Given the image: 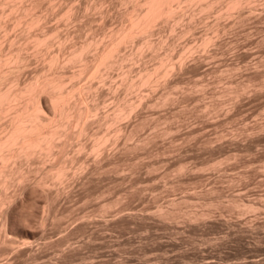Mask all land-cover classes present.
<instances>
[{
    "label": "rangeland",
    "instance_id": "rangeland-1",
    "mask_svg": "<svg viewBox=\"0 0 264 264\" xmlns=\"http://www.w3.org/2000/svg\"><path fill=\"white\" fill-rule=\"evenodd\" d=\"M20 2L37 31L59 35L37 55L17 11L2 8V52L27 44L20 83L43 69L56 39L61 53L84 40L101 48L146 12L144 0ZM239 2H172V17L122 43L95 78L60 64L67 89L87 87L85 126L69 127L48 157L15 162L28 177L0 187V264H264V0ZM54 164L64 165L60 179L49 174Z\"/></svg>",
    "mask_w": 264,
    "mask_h": 264
},
{
    "label": "bare ground",
    "instance_id": "bare-ground-1",
    "mask_svg": "<svg viewBox=\"0 0 264 264\" xmlns=\"http://www.w3.org/2000/svg\"><path fill=\"white\" fill-rule=\"evenodd\" d=\"M21 0H0V28H2L3 25L2 22V18L1 17L2 14V9L4 6H8L10 7V9L13 11H17V15L15 17V21L16 22H21V20H23V24H24V32L27 31L25 33L26 35V43H29V46L32 48L33 51H37L35 54L39 53V49L43 50L48 48V46H52L54 44V42L52 41L53 39H55L54 37H56L55 31H51V30H40L37 31L34 27L37 25L38 19H36L35 17H33L34 12H31L33 10H31V6H26L21 4L20 2ZM181 0H144V2L147 4H145L144 9H146V12L142 13L143 15H139V16H135L131 18L132 21L128 22V26L124 29H116L118 30L117 34L115 36L113 35V37H111L110 41H108L107 43H105L103 45V47H99L96 48L94 43L91 42L90 40H84L82 43H80L79 45H74L71 48L67 49V51H65L64 53H61V46H63L62 44H60L61 40H57V48L54 50V52H50L49 50L51 49H47L49 54H46L47 57L44 58L45 59V64L44 67H42L43 69L40 71H36L35 74L32 75V77H30V79L28 81H24L23 83H20L19 80L17 79V75L19 74L18 72L20 71L19 68L23 67V60H25L24 56H22L20 51L23 50L22 47L27 46L24 45L22 46L20 43V45H12V47H10V45L15 44L14 41H11L9 43V47L8 50L6 52H2V46L0 47V187L5 185V183L7 182V180L10 178L11 181H13L15 178L17 177H22L23 175H21L19 173V170L16 167L15 162L17 163V161L22 160V158H26V160H30V158H32L33 156H39V155H51V151H53L52 149L56 146H59V144H61L62 142V138H64L63 140H65V138H67V136L69 135L68 130L70 129L69 127L72 126H77L79 128V131L77 132H83L82 128L83 126H85V124L82 126L81 124L83 123L87 113H88V108L87 107H83L82 105H84V102L82 101V92L86 91L84 89H86L87 87L84 85H82V88L80 87H70V89H67L66 86H64V79L65 76L63 78V76L60 74L61 72L59 71L60 68H58L59 66H61L60 64H62V66L64 65L63 63H67V64H72V63H78L80 67V70L82 69L83 73L85 71L88 72L86 74H89V78L90 76H94L93 78H95L96 75L99 74V71L102 69H107L108 67H110V65H113V61L114 60V56H116V52L118 50L119 47H121L125 41H128L131 37L134 36V34L136 33H143V32H149V25L155 21V18L159 17V16H164L165 17H169L171 15V17L173 16V9L171 7V4H173L174 2H179ZM186 2H188L189 4L192 2H202V4H206L207 2L203 3V0H184ZM23 2V1H22ZM38 2V1H36ZM137 2V1H136ZM173 2V3H172ZM243 2V1H242ZM187 3V4H188ZM198 3V4H199ZM227 3V2H226ZM229 3V2H228ZM232 3V4H231ZM231 5L237 6L238 4H240L241 2H239V0H231ZM250 3V2H249ZM257 3V2H256ZM35 4V2L33 3ZM186 4V5H187ZM200 3L199 7L202 5ZM204 4V5H205ZM40 5V4H39ZM183 5V4H182ZM201 6L202 7H204ZM251 6L253 4H250ZM58 6V5H57ZM134 6V5H133ZM208 6V3L207 5ZM205 6V7H206ZM228 6V5H227ZM249 6V5H248ZM250 6V8H251ZM255 6V5H254ZM41 7V6H40ZM190 7V6H189ZM176 8V7H175ZM188 8V7H187ZM229 8V7H228ZM232 8V7H231ZM244 8V6H243ZM33 9V8H32ZM37 9V8H36ZM35 9V10H36ZM137 9V8H136ZM135 9V10H136ZM10 10V11H11ZM31 10V11H30ZM48 10V8H47ZM134 10V9H133ZM183 10V9H182ZM11 11V12H12ZM71 11V10H70ZM70 11H68L70 13ZM73 11V10H72ZM142 11V9L140 10ZM205 11V10H203ZM243 11V10H242ZM9 12V11H8ZM10 12V13H11ZM77 12V11H76ZM52 13V12H51ZM68 13V14H69ZM177 12H174V14ZM241 13V11H240ZM244 13V12H243ZM9 14V13H7ZM32 14V15H31ZM53 14V13H52ZM68 14H66V16H69ZM75 14V13H73ZM180 14V13H179ZM12 18H13V14ZM38 15V14H37ZM41 15V14H40ZM65 15V14H64ZM63 15V18H64ZM70 15H72L70 13ZM137 15V14H136ZM178 15V14H177ZM65 16V18H66ZM142 16V17H141ZM176 15H174L175 17ZM44 17V16H43ZM48 17V16H47ZM53 17V16H52ZM161 17V18H162ZM173 17V19H174ZM8 18H11L9 16L6 15V20ZM23 18V19H21ZM59 18V17H58ZM170 18V17H169ZM40 19V17H39ZM158 19V18H157ZM163 19V18H162ZM63 20V19H62ZM70 20V19H69ZM161 20V19H160ZM168 20V19H167ZM166 20V21H167ZM171 21V19H169ZM14 21V19H13ZM12 21V22H13ZM68 21V20H67ZM66 21V22H67ZM3 22V23H4ZM19 22V23H20ZM61 22V21H59ZM157 22V21H156ZM6 23V22H5ZM21 23V24H22ZM41 23V22H40ZM47 23V22H46ZM65 23V22H64ZM69 23V22H68ZM8 25V24H7ZM14 26V24H12ZM17 25L20 24H16L15 23V27ZM10 26V24H9ZM12 26V27H13ZM21 26V25H20ZM19 26V28H20ZM57 26V25H56ZM59 26V24H58ZM151 26V25H150ZM6 27V25L4 26ZM8 27V26H7ZM39 26H37L38 29ZM45 27V26H44ZM51 27V26H50ZM55 27V26H54ZM10 28V27H9ZM19 28H15V29H19ZM57 28V27H56ZM60 28V27H59ZM6 30V28H3V30ZM14 29V30H15ZM33 29L35 31H33ZM2 30V29H0ZM4 30V31H5ZM9 30V29H8ZM13 30V28H12ZM13 30V33L15 32ZM21 30V29H20ZM59 30V29H58ZM115 30V31H116ZM151 30H153L151 28ZM120 31V32H119ZM1 32V31H0ZM60 32V30L58 31ZM146 32V33H147ZM6 33V32H5ZM12 33V32H11ZM16 33V32H15ZM4 34V33H3ZM24 34V33H23ZM60 34V33H59ZM7 36V34H5ZM10 35V32L8 33V36ZM15 35V34H14ZM58 35V34H57ZM67 35V34H66ZM7 36V37H8ZM23 36V35H22ZM59 36V35H58ZM62 36V35H61ZM60 36V37H61ZM69 36V35H68ZM111 36V34H110ZM137 36V35H136ZM143 36V35H142ZM142 36L140 35V37L142 38ZM145 36V34H144ZM20 37V36H19ZM18 37V39H19ZM135 37V36H134ZM133 37V38H134ZM139 38V36H137ZM6 38V37H5ZM59 39V37H57ZM136 38V37H135ZM7 39V38H6ZM9 39V37H8ZM16 38V40H18ZM97 39V38H96ZM104 39V38H103ZM102 39V40H103ZM108 39V38H107ZM5 40V39H4ZM15 40V41H16ZM136 40V39H135ZM107 41V40H106ZM2 41H0L1 43ZM53 44H52V43ZM68 42V41H67ZM103 42V41H102ZM143 42V41H142ZM18 43V42H17ZM51 43V44H50ZM4 43H2L3 45ZM24 44V43H23ZM67 44V43H66ZM66 44L64 46H66ZM5 45V44H4ZM3 45V46H4ZM100 45V44H99ZM143 45V44H142ZM154 45V44H153ZM22 46V47H20ZM102 46V45H101ZM29 47V48H30ZM70 47V46H69ZM28 49V47H27ZM93 49L92 51V58L86 57L88 54V52ZM122 49V47H121ZM142 49V48H141ZM25 50V49H24ZM52 50V51H53ZM140 50V48H139ZM30 51V52H33ZM46 51V50H45ZM51 51V50H50ZM121 51V50H120ZM29 52V51H28ZM41 52V51H40ZM138 52V49H137ZM27 54V52H26ZM41 54V53H40ZM182 54V53H181ZM33 55V54H32ZM39 55V54H37ZM118 55V54H117ZM136 55V53H135ZM133 57V56H132ZM174 57V56H173ZM34 58V57H33ZM123 58V57H122ZM181 58V57H180ZM37 59V58H36ZM43 59V58H42ZM118 59V57H117ZM168 59V58H167ZM172 59V57H171ZM180 60V59H179ZM29 61V60H28ZM27 61V62H28ZM41 61V60H40ZM118 61V60H117ZM178 61V60H177ZM26 62V63H27ZM159 62V61H158ZM30 63V62H29ZM39 63V62H38ZM117 63V62H116ZM116 63L114 64V66H116ZM163 63V60H162ZM161 62L160 64L163 65ZM168 63V62H166ZM174 63V62H173ZM66 64V65H67ZM159 64V65H160ZM172 64V63H171ZM24 65H26L24 63ZM29 65V64H28ZM74 66L77 64H73ZM111 65V66H112ZM158 65V66H159ZM165 66L167 64H164ZM61 66V67H62ZM28 67V66H25ZM63 67H66L65 65ZM163 67V66H162ZM169 67V66H168ZM24 68V67H23ZM113 68V67H112ZM161 68V67H160ZM159 68V69H160ZM37 69V68H36ZM59 69V70H58ZM63 69V68H62ZM70 69V67H69ZM117 69V68H116ZM165 68H163L164 70ZM19 70V71H18ZM23 70V69H22ZM21 70V71H22ZM25 70V69H24ZM65 70V69H63ZM148 70V69H147ZM16 71H18L16 73ZM75 71V70H74ZM105 71V70H104ZM149 71V70H148ZM162 70L160 69L161 72ZM25 72V71H24ZM60 72V73H59ZM109 72V71H108ZM23 73V72H22ZM102 73V72H101ZM144 73V72H143ZM165 73H167V70L165 71ZM75 74V72H74ZM85 74V76H86ZM104 73H102L103 75ZM106 74V73H105ZM127 74V72L125 73ZM146 75L149 74L145 73ZM157 74V73H156ZM21 75V74H20ZM80 75V74H79ZM83 75V74H82ZM101 75V74H100ZM109 75V74H108ZM145 75V76H146ZM151 75V74H150ZM158 75V74H157ZM167 75V74H166ZM69 76V74L67 75ZM142 76V75H141ZM148 76V75H147ZM153 76V75H152ZM20 77V76H19ZM84 77V76H82ZM106 77V76H105ZM108 77V76H107ZM144 77V74L142 76V79ZM149 77V76H148ZM147 77V78H148ZM163 77V76H162ZM67 78V77H66ZM75 78V77H74ZM79 78V77H78ZM137 78V77H136ZM141 78V77H140ZM152 78V77H150ZM18 81H17V80ZM71 79V78H70ZM69 79V80H70ZM81 79V78H80ZM84 79V78H82ZM141 79V80H142ZM77 80V78L75 79ZM74 80V81H75ZM95 80V79H94ZM106 80V79H105ZM123 80V79H121ZM135 80V79H134ZM140 80V81H141ZM73 82V80H71ZM89 81V80H88ZM96 81V80H95ZM99 81V80H98ZM143 81H146V79H144ZM70 82V81H69ZM86 82V81H85ZM93 82V81H92ZM89 82L88 85H90ZM103 82V81H102ZM149 82V80H148ZM160 82V81H159ZM132 83V82H130ZM145 83V82H143ZM156 83V82H155ZM158 83V82H157ZM70 84V83H69ZM101 84V83H100ZM126 84V83H125ZM147 84V83H146ZM152 84V83H150ZM68 85V84H66ZM72 85V84H71ZM87 85V86H88ZM92 85V84H91ZM102 85V84H101ZM131 85V84H130ZM139 85V84H137ZM142 85V84H141ZM69 86V85H68ZM79 86V85H77ZM155 86V85H154ZM91 87V86H90ZM131 87V86H130ZM133 87V86H132ZM137 87V86H136ZM135 87V88H136ZM153 88V87H152ZM146 89V88H145ZM148 89V88H147ZM129 90V89H128ZM142 90V89H141ZM153 90V89H152ZM88 91H92L91 89ZM87 92V91H86ZM89 92V93H90ZM149 92V91H148ZM86 94V93H84ZM83 94V95H84ZM44 96V97H43ZM86 97V96H84ZM138 97V96H137ZM86 99V98H85ZM113 100V99H112ZM164 100V99H163ZM46 104L49 105H45L44 102ZM135 101V100H133ZM144 101V99H143ZM49 102V103H48ZM83 102V103H82ZM166 102V101H165ZM86 103V102H85ZM134 103V102H133ZM82 104V105H81ZM88 105V104H87ZM128 107V105L126 106ZM125 108V107H124ZM120 109L117 110V112H119L122 116V113L127 111L126 109ZM130 108V107H129ZM125 110V111H123ZM133 110V109H132ZM123 111V112H120ZM113 112V111H112ZM116 112V113H117ZM117 113V117L120 116V114ZM108 114V113H107ZM114 114V113H113ZM127 114V113H126ZM125 114V115H126ZM109 115V114H108ZM115 115V114H114ZM127 116V115H126ZM129 116V115H128ZM106 117V116H105ZM112 117V116H111ZM124 117V116H123ZM108 118V117H107ZM105 118V119H107ZM116 119V116L114 117ZM119 118V117H118ZM1 119H6L5 123H2ZM117 120V119H116ZM120 120V119H118ZM117 120V121H118ZM107 121V120H106ZM86 122V121H85ZM104 122V121H103ZM112 122V121H111ZM101 123V122H100ZM105 124V123H104ZM82 127H80V126ZM110 126V125H109ZM114 126V125H113ZM107 127V125H106ZM109 128V127H108ZM111 128V127H110ZM116 128V127H115ZM121 128V127H120ZM74 129V128H73ZM75 127V130H77ZM117 129V128H116ZM84 130V129H83ZM100 130V129H99ZM102 130V129H101ZM106 130V129H105ZM109 130V129H107ZM122 130V129H121ZM74 131V130H73ZM112 131V130H111ZM97 132V131H96ZM110 133V130L108 131ZM87 133V132H85ZM95 133V132H94ZM121 133V131H120ZM75 134V131H74ZM77 134V133H76ZM108 134V133H107ZM117 134V133H116ZM124 134V133H123ZM82 135V134H81ZM104 135V134H102ZM80 136V135H79ZM85 136V135H84ZM87 136V135H86ZM96 136V135H95ZM74 137V136H73ZM89 137V136H88ZM117 137V136H116ZM115 137V138H116ZM98 138V137H97ZM102 139V137H100ZM100 138H98L99 140H101ZM107 138V136L105 137ZM110 138V137H109ZM60 139V142H58ZM70 139V137H69ZM117 139V138H116ZM115 139V140H116ZM67 140V139H66ZM103 140V139H102ZM101 140V141H102ZM108 140V139H107ZM110 140V139H109ZM97 141L98 144L101 141L98 140H94ZM103 142V141H102ZM64 143V142H63ZM69 143V142H68ZM67 143V144H68ZM106 142H104L103 144H105ZM96 143L94 142V145ZM95 145L98 146L99 148L105 145ZM64 145V144H63ZM66 145V144H65ZM70 145V144H69ZM108 145V143L106 144ZM61 147V146H60ZM59 147V148H60ZM96 147V148H98ZM106 147V146H105ZM136 147V146H135ZM58 148V149H59ZM66 148V147H65ZM64 148V149H65ZM82 148V147H81ZM95 148V147H94ZM92 148V149H94ZM95 148V149H96ZM56 149V148H55ZM54 149V150H55ZM103 149V147H102ZM63 150V149H62ZM61 150V151H62ZM100 150V149H98ZM106 150V149H105ZM97 151V150H95ZM94 151V152H95ZM103 151V150H102ZM59 152V151H58ZM50 153V154H49ZM91 153V152H90ZM61 154V152H60ZM80 154V152H79ZM78 154V155H79ZM94 154V153H93ZM92 154V155H93ZM47 155V157H48ZM91 155V156H92ZM101 155V154H100ZM37 156V157H38ZM58 156H60L58 154ZM57 156V157H58ZM98 156V155H97ZM104 156V155H103ZM46 157V156H45ZM51 157V156H50ZM56 157V155H55ZM61 157V156H60ZM64 157V156H63ZM41 159V158H40ZM47 159V158H46ZM45 159V161H46ZM49 159V158H48ZM101 159V158H100ZM62 160V159H61ZM60 160V161H61ZM43 161V160H42ZM53 161V160H52ZM64 161V160H63ZM75 161V159H74ZM35 162V161H34ZM44 162V161H43ZM49 162V161H48ZM53 162H57V160L53 161ZM84 162V161H83ZM67 163V162H66ZM45 164V163H44ZM52 164V163H51ZM59 165V163H57ZM56 164V165H57ZM62 164V162L60 163V165ZM21 165V164H20ZM19 165V166H20ZM30 165V164H29ZM57 165V166H58ZM41 166V165H40ZM53 167H56L55 164L52 165ZM67 166V165H65ZM38 167V165H37ZM46 167V164H45ZM50 167V166H49ZM64 165L63 166H59L58 168H52V170L48 168V171L51 172H46L45 176H49L47 175V173L51 174V178L55 177V179H60V177L64 174ZM71 168V167H70ZM32 169V168H31ZM65 169H67L65 167ZM47 170V168H46ZM44 170V171H46ZM69 170V169H68ZM76 170V169H75ZM82 170V169H81ZM29 171V170H28ZM39 171V170H37ZM66 171V170H65ZM24 172V171H23ZM22 172V173H23ZM34 172V171H33ZM67 172V171H66ZM37 173H40L37 172ZM70 173V172H69ZM19 174V176H18ZM31 174V172H30ZM44 175V174H42ZM66 175V174H65ZM17 176V177H16ZM27 176V174H26ZM26 176H23V178H26ZM28 177V176H27ZM43 176H41V179ZM48 177V179H50ZM40 178V177H39ZM26 180V179H25ZM47 180V179H46ZM46 180L44 182H46ZM65 180V179H64ZM10 181V182H11ZM19 181H24V179L19 180ZM55 181V180H54ZM9 182V185L11 184ZM15 182V181H14ZM42 183V181H39ZM38 182V183H39ZM62 182V180H61ZM13 183V182H12ZM19 183V182H18ZM21 183V182H20ZM37 183V184H38ZM53 183V182H52ZM55 183V182H54ZM8 184V183H7ZM14 184V183H13ZM23 184V183H21ZM26 184V183H25ZM36 184V185H37ZM49 184V182L47 183ZM39 185V184H38ZM59 185V184H58ZM34 186V185H33ZM4 187V186H3ZM6 187V186H5ZM39 188L41 186H38ZM45 187V185H44ZM3 189V188H2ZM1 189V190H2ZM8 189V188H5ZM38 189V188H37ZM33 190V189H32ZM34 191V190H33ZM32 191V192H33ZM51 191V190H50ZM57 192V191H56ZM6 194V192H4ZM9 193V192H8ZM8 196V195H7ZM6 196V197H7ZM16 197V196H15ZM32 197V196H31ZM4 199V198H2ZM51 199V198H50ZM1 200V198H0ZM11 200V199H10ZM13 200V199H12ZM5 202V200H2ZM9 201V200H7ZM10 202V201H9ZM1 203V201H0ZM3 204V203H2ZM15 204V203H14ZM181 204V203H180ZM241 204V203H240ZM12 205V204H11ZM10 205V206H11ZM233 205V204H232ZM5 206V205H4ZM2 206V208L4 207ZM176 206V205H175ZM1 207V206H0ZM182 207V206H181ZM235 207V206H234ZM247 207V206H246ZM1 208V210H2ZM10 208V207H9ZM175 209V208H174ZM7 210V209H6ZM12 210V209H11ZM185 210V209H184ZM10 211V210H9ZM177 211V210H176ZM34 212V211H33ZM6 214V212H3ZM8 213V212H7ZM180 213V212H179ZM189 213V212H188ZM193 213V212H192ZM32 214V213H31ZM7 215V214H6ZM178 215V214H177ZM175 216V215H174ZM4 217V216H3ZM26 219V218H25ZM8 237V236H7ZM8 241V240H7ZM247 258V257H246ZM253 261V260H252ZM256 261V260H255ZM209 262V261H208ZM254 262V261H253Z\"/></svg>",
    "mask_w": 264,
    "mask_h": 264
}]
</instances>
